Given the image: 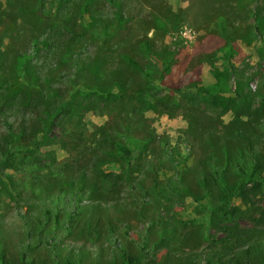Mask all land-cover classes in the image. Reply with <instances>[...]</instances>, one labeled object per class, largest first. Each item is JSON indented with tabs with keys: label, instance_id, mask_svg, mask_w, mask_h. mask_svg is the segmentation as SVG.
<instances>
[{
	"label": "rangeland",
	"instance_id": "rangeland-1",
	"mask_svg": "<svg viewBox=\"0 0 264 264\" xmlns=\"http://www.w3.org/2000/svg\"><path fill=\"white\" fill-rule=\"evenodd\" d=\"M255 243L246 264L264 0H0V264H236Z\"/></svg>",
	"mask_w": 264,
	"mask_h": 264
},
{
	"label": "trees",
	"instance_id": "trees-1",
	"mask_svg": "<svg viewBox=\"0 0 264 264\" xmlns=\"http://www.w3.org/2000/svg\"><path fill=\"white\" fill-rule=\"evenodd\" d=\"M232 49H231V46H228V50H227V52L229 53V54H231L232 53V51H231ZM28 62H30V60L28 59V58H23V59H21L20 60V64H19V70H22V67H24ZM246 231V230H245ZM242 234H245L244 232L242 233ZM240 236V235H239ZM230 242V241H229ZM260 247V245L258 244V243H255V244H252L251 246H249L248 247V249L247 250H245V251H240V256L239 255H234V258L232 259V260H236L235 261V263L236 264H242L243 263V261H244V263L246 264V262L248 261V259L250 260V252L249 251H253L254 249H257V248H259ZM223 257V256H222ZM252 257V256H251ZM242 262H240V261ZM243 260V261H242ZM227 264H231V263H228V262H226ZM180 264H182V263H180ZM220 264H225L223 261H220Z\"/></svg>",
	"mask_w": 264,
	"mask_h": 264
}]
</instances>
